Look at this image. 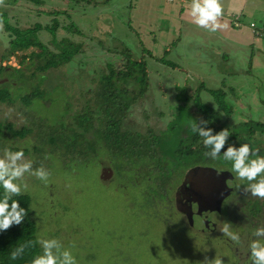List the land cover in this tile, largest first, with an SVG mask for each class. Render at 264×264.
Instances as JSON below:
<instances>
[{
    "label": "rangeland",
    "instance_id": "1",
    "mask_svg": "<svg viewBox=\"0 0 264 264\" xmlns=\"http://www.w3.org/2000/svg\"><path fill=\"white\" fill-rule=\"evenodd\" d=\"M64 1L66 5L70 0H35L38 6H33L29 0H15L16 3H13L12 0H5V6L0 7V18L6 24L20 25L22 28L27 26L28 28L30 24L38 20L35 14L31 16V12L37 9L42 10L39 15H44V12L49 9L61 12L64 8ZM30 8L34 10H30ZM112 13L111 24L117 30V26H122V19H119V24L116 21L121 17V14L117 12L115 16V12ZM39 20L43 22L48 21L49 18ZM68 22L65 23L69 24L65 30H69L68 27L71 26V23ZM118 31L123 32L124 29L118 28ZM56 33L60 35V37H56V40H60L66 35V38H69L72 43L81 44L83 42L81 48L84 54L80 61L78 60L79 64H67L58 68V71L51 72V81L48 83L44 99L33 100L30 103L29 110L44 119L48 125H54L64 120L71 115L72 111L79 112L78 105L76 109L73 107L75 106L74 98L78 96L81 99L83 94L85 98L86 95L83 92L91 89L90 78H95V76L98 78L97 74L106 72L100 64V61H106L105 57L94 54L93 46L97 43L94 36L86 37L87 40L83 37L85 34L81 37L72 33L66 34L61 27ZM119 36L124 40L122 43L127 44L128 48L127 41L121 35ZM40 37L41 43L46 47L51 35L48 32H42ZM7 41V34L4 31L0 32V54L1 48L7 44ZM47 47L52 49L51 46ZM36 51L35 48H28L16 53L18 57L23 55L22 57L10 56L6 61H0V68L6 67L0 72V85H3L15 100L31 88L27 76L33 72V68L31 69L33 66H29L27 61L24 63L21 61L26 58L29 52ZM52 51L54 50L52 49ZM134 75L136 76V73ZM72 94L74 95L72 96ZM16 107H19L18 104ZM255 110V114L259 116H252V118L259 119L255 122L249 120L250 122L244 127L238 125V122L234 127H227L219 116L214 118L213 127L239 130V133L243 135L249 126L264 132V114L260 115L261 108ZM251 111H254V108ZM82 112L83 110L81 114ZM184 115L187 116L186 113ZM145 117L144 114L139 115L136 111L131 114L133 119L141 120L146 119ZM23 120L22 115L15 108L0 104V124L2 126L5 123H11L13 129L17 130L20 126L27 124ZM153 122L147 121L156 129L163 127V123ZM32 135L7 142V147H0V157L8 150V147H17L32 152ZM240 135L237 137H241ZM207 151L209 149L201 147L194 149V153H199L203 164L207 163L204 162L205 160H211L204 155ZM261 156H264L263 149ZM25 158L33 161L31 154L25 155ZM213 161L217 162L213 165L225 168L228 166L226 169L232 171L231 163L224 161L222 153ZM44 162L47 161L44 160ZM98 162H101L103 167H109L104 155H101L96 163L75 164L67 169H63L57 160L52 159L49 167L51 175L47 184L35 176L25 174L23 183L27 184V189L23 191V194L30 198L31 219L36 229L37 241L51 238L60 240L64 248L70 250L75 256L77 264H214V260L217 258H221L223 264H251L250 255L248 261L240 262L236 258L231 249L236 243L223 233L222 237L227 239L230 244L227 241H224V244L218 243L215 237L209 235L202 237L194 235L190 230H182L183 225L179 216L168 208H163L162 202L167 203V201L154 198L152 186L148 189L137 175L117 174L114 170L107 181H102ZM236 182L237 185H245V187L238 188L243 193L248 182L239 179ZM243 194L244 196L240 199H251L250 192ZM225 222L230 223V231L235 232L233 224L227 220ZM249 230L246 225H243L241 231L248 233ZM254 237L264 242V237ZM73 244L75 247H72ZM41 253L40 246L39 254Z\"/></svg>",
    "mask_w": 264,
    "mask_h": 264
},
{
    "label": "trees",
    "instance_id": "2",
    "mask_svg": "<svg viewBox=\"0 0 264 264\" xmlns=\"http://www.w3.org/2000/svg\"><path fill=\"white\" fill-rule=\"evenodd\" d=\"M41 12L38 9L34 11L38 20L28 28L27 26L22 28L20 25L12 26L5 22L3 25L8 41L1 48L0 61H6L14 53L28 48H35L37 51L29 52L21 61V63L27 61L29 66H33L31 67L33 72L27 76L28 80L26 79L31 88L25 94L15 100L8 90L0 85V104L15 108L27 123L17 130L13 129L11 123H5L3 126L0 124V147H7V142L10 140L17 141L33 134L32 152L8 147V150L13 152L23 150L24 155L31 154L33 170L44 167L49 171L52 159L57 160L63 169H67L75 164L96 163L98 158L104 155L111 174L114 170L117 174H131L142 169L143 182L148 184L149 188L152 186L154 198L168 201L170 198L167 197V193L169 188L176 184V178L190 163L200 159L199 153H194L190 148L199 138V135L192 131L193 123L203 118L210 122L208 127L213 129L214 118L218 116L216 112L198 105L192 113L196 117L188 121L184 113L189 115V106L186 99H183L184 101L177 107L174 119L166 124L161 122L158 119H161L163 114L161 112L152 114L145 106L147 103L143 102L148 86L145 63L126 57L123 53L118 68H114L113 64L107 61H100L101 67L106 72L97 74L98 78L96 76L90 78L91 89L83 92L85 98L84 94L81 99L78 96L74 98L73 107L76 109L78 105L79 112L72 111L64 120L48 125L44 119L29 110L30 103L33 100L44 99L48 83L51 81V72L67 64H79L84 51L81 48L83 42L72 43L66 35L56 40L57 36L60 37L56 33L60 27L66 34L75 32L81 35L73 22H68L69 16L65 9L61 12L49 9L44 15H39ZM61 16L66 23H71L72 28L69 26V30H65L69 24L63 23ZM41 18H49V20L40 22ZM42 32L51 35L47 46H51L54 51L41 43ZM5 68L1 67L0 72ZM17 104L19 107H16ZM135 111L139 115L144 114L146 119L131 118V114ZM148 120L164 123L163 127L156 129L147 123ZM178 133H185L189 138L178 136ZM3 195L4 190L0 186V198ZM13 199H17L20 206L28 212L21 225L0 232V264H31L32 259L40 252L39 243L26 249L22 258L17 260L9 258L11 252L18 246L28 241H37L36 229L31 219L29 196L22 193ZM162 204L163 208L173 212L168 202Z\"/></svg>",
    "mask_w": 264,
    "mask_h": 264
},
{
    "label": "crops",
    "instance_id": "3",
    "mask_svg": "<svg viewBox=\"0 0 264 264\" xmlns=\"http://www.w3.org/2000/svg\"><path fill=\"white\" fill-rule=\"evenodd\" d=\"M29 2L38 6L35 0ZM190 3L70 0L66 5L64 1L63 9L81 34L73 35L94 36L98 43L93 46L94 54L105 57L114 68L123 53L145 63L148 86L143 102L147 105L143 104L152 114L161 112V122H170L168 117L176 114L185 99L190 114L203 105L230 125L238 122L242 127L257 121L252 118L259 116L255 109L261 108L260 115L264 114V0H222V22L227 28L216 32L191 22L187 15ZM112 12L121 14L116 21L119 24L122 19V26L117 30L111 24ZM61 21L66 23L63 16Z\"/></svg>",
    "mask_w": 264,
    "mask_h": 264
},
{
    "label": "clouds",
    "instance_id": "4",
    "mask_svg": "<svg viewBox=\"0 0 264 264\" xmlns=\"http://www.w3.org/2000/svg\"><path fill=\"white\" fill-rule=\"evenodd\" d=\"M4 6L5 0H0V7ZM187 15L193 24L208 32L227 28V24L222 22L224 15L222 0H191ZM3 25V19H0V32L3 31ZM209 123L208 120L201 118L192 125V131L203 138V146L209 149L204 155L215 160L222 153L224 161L231 163V169L237 178L248 182V186L243 191L250 192L252 197L264 200V156H259V150L253 151L247 143L240 144L239 147L229 144L231 135L228 128L214 133L213 129L208 127ZM225 145H227L226 150ZM25 174L35 176L45 184L48 183L51 175L44 167L33 170V163L25 158L23 150L14 152L6 150L0 157V186L4 190V195L0 198V232L21 225L27 216L28 211L20 206L17 199H13L27 189V184L23 183ZM230 226V223L225 222L221 232L233 242L239 243V234L230 231ZM254 235L264 237V227L257 228ZM36 243L40 244L42 253L36 255L31 264H77L72 252L65 249L61 241L55 238L28 241L15 248L9 258L11 260L22 258L26 249L34 247ZM72 247L75 245L73 244ZM249 250L251 264H264V242L259 239L253 240ZM214 264H223V261L217 258Z\"/></svg>",
    "mask_w": 264,
    "mask_h": 264
},
{
    "label": "flooded vegetation",
    "instance_id": "5",
    "mask_svg": "<svg viewBox=\"0 0 264 264\" xmlns=\"http://www.w3.org/2000/svg\"><path fill=\"white\" fill-rule=\"evenodd\" d=\"M175 115L174 113L173 116L168 118H171L172 121ZM194 117L196 116L190 113L187 115V118H190L189 121H192ZM156 119L158 118L156 117ZM222 123H225L227 127L235 126V124L230 125L227 121ZM219 130H221V127L217 126L213 131L215 133ZM229 132L231 135L228 141L229 144L239 147L240 144L247 143L253 151L258 149L260 154L258 155L261 156V151L262 149L264 150L263 131L257 129L247 130L244 131L245 135L239 133V130L233 131L229 129ZM239 134H241V137H237ZM177 135L189 138L185 133H178ZM202 140L203 138L199 136L198 141L190 148L194 150L199 148L200 145L204 149ZM226 147L227 145H225ZM190 158L192 159V157ZM216 161H213V159L210 161L205 160L204 162L207 163L203 164L199 159L194 163H190L181 172V175L176 178V184L169 188L167 197L170 199L167 202L169 203V208L179 216L183 225L182 230H190L194 235H201L202 237L206 235L215 237L218 243L221 244L227 241V239L222 237L221 229L224 227L226 220L231 222L233 227H235V233L240 236V242L234 244L231 249L240 262L248 261L247 259L250 255L249 245L253 240H257L254 237V233L257 228L264 227V200L252 196H250L252 200L240 199V197L244 196V192L242 193L237 187L239 184L237 185L236 182L238 179L236 174L230 169H226L228 166L225 168L224 166L217 167L213 165L217 163ZM99 166L101 165L99 164ZM141 170L138 169L130 175H137L143 181L144 175H141ZM146 186L149 188L148 184ZM239 186L245 187V185ZM239 193L242 194L239 195ZM175 203L183 212L176 211ZM243 225L250 229L248 233L241 231L243 230ZM227 243L229 242L227 241ZM244 247L245 249H242Z\"/></svg>",
    "mask_w": 264,
    "mask_h": 264
},
{
    "label": "water",
    "instance_id": "6",
    "mask_svg": "<svg viewBox=\"0 0 264 264\" xmlns=\"http://www.w3.org/2000/svg\"><path fill=\"white\" fill-rule=\"evenodd\" d=\"M23 55H21V56H19V57H22ZM13 57L14 58H19L18 57V55L16 54V53H14L13 54ZM100 168H101V170H100V178H101V180L102 181H107V179L110 177V175H111V172H110V170H108V168L107 167H103V165L101 164V162H100ZM175 209H176V211H179V212H183L179 207H178V205H177V203H175Z\"/></svg>",
    "mask_w": 264,
    "mask_h": 264
}]
</instances>
